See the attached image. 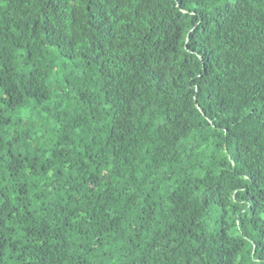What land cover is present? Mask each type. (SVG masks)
<instances>
[{"label": "trees", "instance_id": "1", "mask_svg": "<svg viewBox=\"0 0 264 264\" xmlns=\"http://www.w3.org/2000/svg\"><path fill=\"white\" fill-rule=\"evenodd\" d=\"M0 264H264V0H0Z\"/></svg>", "mask_w": 264, "mask_h": 264}]
</instances>
